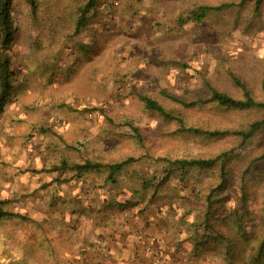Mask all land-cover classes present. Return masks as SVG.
Instances as JSON below:
<instances>
[{"label":"rangeland","instance_id":"374dc122","mask_svg":"<svg viewBox=\"0 0 264 264\" xmlns=\"http://www.w3.org/2000/svg\"><path fill=\"white\" fill-rule=\"evenodd\" d=\"M39 1L36 13L29 0H16L15 5L13 85L0 113V199L5 201L0 206L11 212L0 219V264H53V246L62 264L86 254L77 248L84 226L90 229L88 225L103 222L100 217L108 211L121 209L111 195L95 199L100 189H109L101 187L108 171L83 173L72 168L87 160L112 162L136 155L131 125L141 128L158 154L211 155L231 146V136L183 132L175 122L150 111L138 94L171 105L162 91L194 100L205 93V79L221 88L232 87L233 71L261 93L264 79V22L250 25L248 8L213 13L202 24L182 26L180 17L193 2L221 0H113V9L105 13L111 20L110 35L101 37L102 48L87 56L77 52L75 40L68 37L74 30L69 18L76 14L75 3ZM202 115L214 123L232 121L230 113ZM191 116L196 124V113ZM250 143L243 151L245 158L231 165L233 171L247 168L264 152V133ZM132 168L127 166L117 183L109 181L107 194L119 185L129 188ZM256 173H249L247 184L264 199V168ZM107 201H113L111 206ZM106 207L107 212L102 209ZM182 238L176 236L174 247L157 237L151 244L179 264H223L211 248L190 255L185 249L189 242L182 243ZM104 242L97 250L106 253ZM233 264L246 263L236 257Z\"/></svg>","mask_w":264,"mask_h":264},{"label":"trees","instance_id":"16d2710c","mask_svg":"<svg viewBox=\"0 0 264 264\" xmlns=\"http://www.w3.org/2000/svg\"><path fill=\"white\" fill-rule=\"evenodd\" d=\"M72 1L75 3L76 14L69 18L73 19L74 30L68 37L75 40L73 41L77 52L88 56L92 50L102 48L101 37L105 39L110 35L107 28L110 27L111 20L105 13L113 9L115 2ZM29 2L33 13H36L40 1ZM15 5L16 0H0V113L7 107L13 85L11 51L18 31ZM245 8L251 10L248 20L250 25L256 22L263 24L264 0H221L214 4L193 2L186 8V12L182 13L180 24H202L213 13ZM63 26L60 24V27ZM229 76L232 87L228 88H221L211 80L205 79V93L194 100L162 91V94L173 102L171 105H165L150 95L138 94V98L150 111L166 121L175 122L178 128L189 135L212 138L231 136V146L220 153L182 156L158 154L147 144L141 128L131 125L134 133L132 138L136 140L137 145L136 155L112 162L87 160L84 164H76L72 169L83 173L95 169L108 171L105 184L100 186H109L110 189L109 181L117 183L118 176L122 175L127 166L132 165V173L128 177H132L133 182L129 188L119 185L116 191L110 194H107L109 189L105 190L106 193L100 189L103 192L101 200L111 195L115 198L113 201L117 204L116 207L121 209L107 212V207L102 208L112 215L113 219L118 218L123 211L128 212L127 216L140 214L142 217H158L162 216L158 211L163 209V213L167 214L164 213L161 218L171 222L168 229L183 237L182 243L189 242L188 245L185 244V249L190 255L199 256L201 252L211 248L218 253L220 263L223 264H233L236 257L246 264H264V199H260L254 190L250 191L251 187L247 184L250 172L258 176L256 171L264 168V152L253 157L249 166L242 171H233L231 167L245 158L243 151L254 138L264 133V79L261 83V93H258L247 78L233 71ZM203 111L217 116L230 113L232 121L211 122L202 115ZM194 112L196 124L194 116H191ZM113 201H107L110 204L105 205L111 206ZM4 203L5 201L0 199V205ZM127 204H130L129 208ZM140 204L143 206L136 207ZM9 215L11 212L0 206V219ZM80 256L75 260L68 258L66 263L82 264L84 254L83 257L82 254ZM59 259V254L53 246L52 263L62 264Z\"/></svg>","mask_w":264,"mask_h":264},{"label":"crops","instance_id":"0c3cea01","mask_svg":"<svg viewBox=\"0 0 264 264\" xmlns=\"http://www.w3.org/2000/svg\"><path fill=\"white\" fill-rule=\"evenodd\" d=\"M79 194L83 199L82 193L79 192ZM101 195L100 191L95 198L101 197ZM123 213L125 211L120 213L122 216L113 220L105 219L106 215L113 218L110 214L102 215L100 221L103 220V222L93 221V226L91 223L88 225L91 226L90 229L84 226L85 229L79 235L77 245L78 251H86L84 254L86 258L83 257L82 264H179L178 260L167 259L165 254H159L160 250L157 251L158 248L151 244L153 242L151 239L157 237L165 243L169 242L170 246L174 247V240H176V236L178 238L179 236L176 231H173L174 235L172 236V230L168 229L171 222L164 221L162 216L142 217L139 215L132 217ZM101 225L106 229L102 230ZM167 232L171 236H167ZM102 242L108 246L106 253L97 250L99 248L97 245ZM179 247L176 246L177 249Z\"/></svg>","mask_w":264,"mask_h":264}]
</instances>
